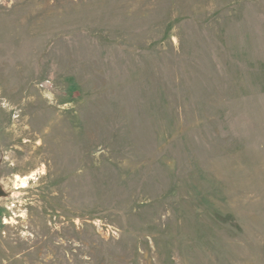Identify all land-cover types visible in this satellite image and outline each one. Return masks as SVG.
Here are the masks:
<instances>
[{"label": "rangeland", "instance_id": "1", "mask_svg": "<svg viewBox=\"0 0 264 264\" xmlns=\"http://www.w3.org/2000/svg\"><path fill=\"white\" fill-rule=\"evenodd\" d=\"M0 264H264V0H0Z\"/></svg>", "mask_w": 264, "mask_h": 264}]
</instances>
